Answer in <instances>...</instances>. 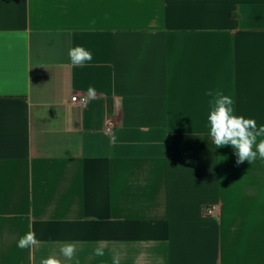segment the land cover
<instances>
[{
	"label": "crops",
	"instance_id": "crops-1",
	"mask_svg": "<svg viewBox=\"0 0 264 264\" xmlns=\"http://www.w3.org/2000/svg\"><path fill=\"white\" fill-rule=\"evenodd\" d=\"M218 93L264 125V0H0V264H264V160L214 146Z\"/></svg>",
	"mask_w": 264,
	"mask_h": 264
},
{
	"label": "clouds",
	"instance_id": "clouds-1",
	"mask_svg": "<svg viewBox=\"0 0 264 264\" xmlns=\"http://www.w3.org/2000/svg\"><path fill=\"white\" fill-rule=\"evenodd\" d=\"M69 60L73 67H84L93 59L92 53L82 46L69 49ZM211 95V93H209ZM95 98L94 87H89L85 99ZM234 100L229 95L218 93L210 104L208 121V135L216 148L231 146L237 156L236 164L239 166L245 161L252 164L257 157L264 160V125L257 126L255 119L236 115L234 112ZM258 138H261L258 140ZM40 241L34 231H29L19 238L17 247L31 249L38 246ZM60 254L65 258L61 260L55 256H49L41 261V264H68L76 254L75 242H62L59 248ZM96 256H103L102 247L94 250ZM113 264H120V257L113 258Z\"/></svg>",
	"mask_w": 264,
	"mask_h": 264
},
{
	"label": "built area",
	"instance_id": "built-area-1",
	"mask_svg": "<svg viewBox=\"0 0 264 264\" xmlns=\"http://www.w3.org/2000/svg\"><path fill=\"white\" fill-rule=\"evenodd\" d=\"M87 100L85 99V96L84 97H79V98H75L73 100V104L74 105H78V106H84L86 104ZM205 213L207 215H212L214 213V209L213 208H205Z\"/></svg>",
	"mask_w": 264,
	"mask_h": 264
}]
</instances>
